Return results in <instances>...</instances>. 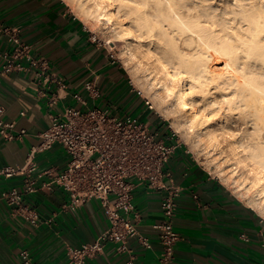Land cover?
<instances>
[{"label":"crops","instance_id":"1","mask_svg":"<svg viewBox=\"0 0 264 264\" xmlns=\"http://www.w3.org/2000/svg\"><path fill=\"white\" fill-rule=\"evenodd\" d=\"M0 26L17 30L29 47V58H43L49 73L60 78L67 93L53 106L49 99L56 93L54 84L39 80L33 69L0 76V105L3 120L14 122L9 141L0 135V167L23 165L30 149L39 142L38 134L49 127L50 115L62 116L66 106L107 109L117 117L130 116L149 123L168 136L170 130L153 107L131 82L128 73L111 51L92 41L87 25L76 16L64 0H0ZM11 50L8 37L0 33L1 54ZM29 58L23 63L28 64ZM95 80L100 97L89 98L84 86ZM78 93L83 103L70 98ZM26 132L17 137L19 130ZM38 169L63 170L68 157L60 145L38 153ZM163 185L180 187L173 224L181 239L174 249L171 264H264V218L234 195L206 167L198 163L183 146H179L164 167ZM22 178L0 180V193L10 187H21ZM37 181V192L26 197L44 222L33 226L0 208V264H20L19 253L26 250L32 264H69L67 246L92 243L107 229L108 221L98 201L90 200L79 208L63 210L68 194L59 188L43 189ZM163 189H149L145 184L133 190V204L138 218L134 220L140 236L128 239L127 251L119 252L109 243L102 253L85 264H158L161 245L155 226L163 221ZM244 235V238L241 237Z\"/></svg>","mask_w":264,"mask_h":264},{"label":"bare ground","instance_id":"2","mask_svg":"<svg viewBox=\"0 0 264 264\" xmlns=\"http://www.w3.org/2000/svg\"><path fill=\"white\" fill-rule=\"evenodd\" d=\"M74 1L125 40L121 51L148 71L139 77L131 66L133 82L157 112L174 116L175 133H194L210 148L204 155L226 147V165L249 167L258 197L248 206L260 204L264 218V0Z\"/></svg>","mask_w":264,"mask_h":264},{"label":"built area","instance_id":"3","mask_svg":"<svg viewBox=\"0 0 264 264\" xmlns=\"http://www.w3.org/2000/svg\"><path fill=\"white\" fill-rule=\"evenodd\" d=\"M90 32V31H89ZM0 33L8 37L11 50L1 54L4 61L0 76L11 72L33 69L39 80L43 78L54 84L56 93L49 99L53 107L66 92L64 82L49 73V64L43 58H29V47L20 39L17 30L0 26ZM91 34L92 41L100 43ZM29 58L28 64L23 61ZM85 91L92 100L100 97L95 80L88 81ZM70 98L83 103L78 93H69ZM149 107L152 105L146 102ZM4 107L0 105V135L12 141L15 123L3 120ZM47 129L38 134L39 142L34 145L23 165L0 167V180L22 178L21 187H10L0 193V208L4 207L14 217L36 226L42 221L39 213L26 202L28 195L37 192V181L41 188H59L68 194L63 210L76 209L90 200L98 201L108 221V227L94 242L80 247L67 246L65 259L69 264H85L86 260L103 252L109 243L116 244L119 252H126L128 239L136 237L145 248H150L148 240L139 235L134 220L138 218L133 204V190L139 184L149 189H165L161 201L163 221L155 228L161 253L158 264H171L174 249L181 237L176 231L173 219L176 214V198L180 187L163 185L164 167L176 149L181 146L176 133L168 126L170 134L162 136L149 123L130 116L117 117L107 109L95 106L77 109L66 106L62 116L50 115ZM20 129L17 137L25 134ZM60 145L68 157L63 170L49 167L38 169L35 155ZM244 238V235H241ZM20 264H32L29 253L21 250ZM126 264H131V257Z\"/></svg>","mask_w":264,"mask_h":264},{"label":"rangeland","instance_id":"4","mask_svg":"<svg viewBox=\"0 0 264 264\" xmlns=\"http://www.w3.org/2000/svg\"><path fill=\"white\" fill-rule=\"evenodd\" d=\"M64 1L67 4V6L69 7V9L76 16H78L80 19L83 20V22L87 25V27H88L89 31L92 33V35L95 36L96 39L102 45H104L105 47H107L111 51L113 56L119 61L120 65L128 73L129 78H130L131 82L133 83V85L136 86V89L152 105V103H151V101H150V99L148 97L147 92L144 93L145 89L143 87L137 86L132 80L133 77H132V74L130 72V67L133 66L134 62L132 60H129L127 54L122 52L123 48H124L123 46L125 45V43H124L125 40H122L120 37H118V36L116 37V35L111 33V31L108 29V25L107 24L99 23L94 18H93L94 19L93 20L91 17H87L85 15L83 9L81 7H79V5H78V3L76 1H74V0H64ZM110 39L112 40L113 43L110 42L111 41ZM142 64H145V63L142 62ZM133 68L135 69V73L138 74L139 77H141V76L143 77V75L145 73H148V71H144V69L141 68V66H139V67H134L133 66ZM161 74H162L161 72L155 70V71H152L151 76L153 75V77L157 76L156 78H159V77H161ZM143 85L146 87V82ZM152 107H153V110L156 111L157 115L160 116V118L164 121V123L171 128V122L173 121L174 116H171L170 118L169 117H165V116L161 115V113L157 112V110H156V108L154 106H152ZM189 134L186 133L184 135H180V134L176 133L177 140L179 141L181 146H183L185 149H187L189 151V153L194 157V159L198 163H200L201 165L206 167L207 170L214 177H216L217 179H219V176H218L219 174L218 173H219V171L221 169L224 168L226 170V172L230 171L231 169H234L232 173H230V174L227 173V176H224L223 179H221V177H220L219 180H221L231 190V192L234 195H236L239 199H241L246 205H250L248 201H250L251 199H256L258 196H257V192H256V189H255V186H254V184L251 181L252 178H253V174L250 172L249 167L248 166L244 167V166H239V165L238 166L237 165H226V163L229 162V164H231V162H232L231 160L227 161L228 158H226V155H227L226 149H225L226 147H221L222 149H219V147H218V150H217V147H216V149L214 148L215 151L213 150L215 153L210 150L208 152L209 155H208V153L204 155V152L208 151V149H210V148L207 147V146H205V147H207V149L205 147H203L205 144H201L203 146H198V144L200 145V143L196 141L197 139L195 140V138H196L195 134L194 133H189ZM187 135H189L190 137H188ZM193 137H195V138H193ZM189 138L193 139L191 141L195 140L194 143L191 142ZM195 142H196V144L198 143L197 147H200L201 149L197 148L195 146H192V145L195 144ZM202 148H203V150H202ZM223 150L225 151L224 154L222 153ZM220 151H222V152H220ZM212 152H213V154L217 153V155H216L217 158L215 157V155L212 154ZM219 152L221 153V155L223 154L222 156L220 155L221 158L219 156V154H220ZM208 156H209V158H208ZM211 156L215 157L216 159L212 158ZM224 156H225V159H226L225 162H224V159L222 160V158H224ZM218 157H219L220 160L216 162L215 160H218ZM212 159H213V161H211ZM214 162H215V165L213 164ZM220 164H221L222 167L220 166ZM234 177H235V179H234ZM243 179H244L245 182L244 181L240 182V180H243ZM234 180H237V183H233ZM241 183H242V185H241ZM234 184H236V185H234ZM243 185H245V186H243ZM241 186H242V188H241ZM243 187H245V188H243ZM257 207H258V209H256ZM252 208L257 210L258 213H260L261 216L263 217V214L261 213L262 206H260V204H259V206H256L255 208H254V206H252Z\"/></svg>","mask_w":264,"mask_h":264}]
</instances>
